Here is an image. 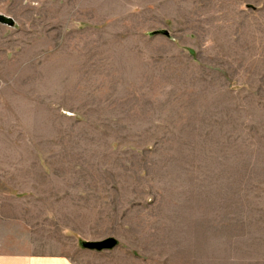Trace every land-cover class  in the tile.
<instances>
[{"label": "rangeland", "instance_id": "rangeland-1", "mask_svg": "<svg viewBox=\"0 0 264 264\" xmlns=\"http://www.w3.org/2000/svg\"><path fill=\"white\" fill-rule=\"evenodd\" d=\"M0 15V197L26 199L31 253L264 264V0H0Z\"/></svg>", "mask_w": 264, "mask_h": 264}, {"label": "crops", "instance_id": "crops-1", "mask_svg": "<svg viewBox=\"0 0 264 264\" xmlns=\"http://www.w3.org/2000/svg\"><path fill=\"white\" fill-rule=\"evenodd\" d=\"M4 194L0 197V264H74L62 254L31 253L34 232L28 217L24 218L14 209V201L26 199Z\"/></svg>", "mask_w": 264, "mask_h": 264}, {"label": "water", "instance_id": "water-1", "mask_svg": "<svg viewBox=\"0 0 264 264\" xmlns=\"http://www.w3.org/2000/svg\"><path fill=\"white\" fill-rule=\"evenodd\" d=\"M0 20L4 21V23L9 24L10 26L13 25V21L9 17H4L0 15ZM154 35H164L168 36V32L165 30L154 32ZM117 246V241L113 238H106L101 241L97 242H85L83 243L82 247L89 251H109L114 249Z\"/></svg>", "mask_w": 264, "mask_h": 264}]
</instances>
